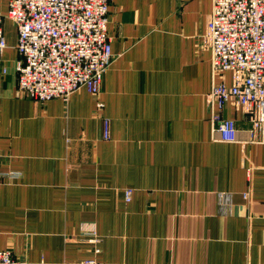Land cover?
<instances>
[{
    "label": "crops",
    "instance_id": "1",
    "mask_svg": "<svg viewBox=\"0 0 264 264\" xmlns=\"http://www.w3.org/2000/svg\"><path fill=\"white\" fill-rule=\"evenodd\" d=\"M211 11L212 0H111L99 97L80 87L43 102L19 91L17 30L4 26L0 249L29 264H264V143L247 141L250 119L230 103L223 115L246 142L214 130L207 95L232 72L213 75Z\"/></svg>",
    "mask_w": 264,
    "mask_h": 264
},
{
    "label": "built area",
    "instance_id": "2",
    "mask_svg": "<svg viewBox=\"0 0 264 264\" xmlns=\"http://www.w3.org/2000/svg\"><path fill=\"white\" fill-rule=\"evenodd\" d=\"M111 0H9L7 16L17 30L18 89L35 101L67 98L85 87L99 97L112 59L108 31ZM0 7V65L8 46ZM202 41L211 50L213 75L232 72V83L213 82L207 95L210 120L218 139L237 142V123L223 115L228 103L242 107L251 126L249 139L264 143V0H212ZM3 71L7 68L3 66ZM103 136L111 137L104 118ZM19 176V172L6 173ZM3 174H0V176ZM132 188L126 189L131 200ZM0 264H29L0 249ZM80 264H103L86 258Z\"/></svg>",
    "mask_w": 264,
    "mask_h": 264
},
{
    "label": "rangeland",
    "instance_id": "3",
    "mask_svg": "<svg viewBox=\"0 0 264 264\" xmlns=\"http://www.w3.org/2000/svg\"><path fill=\"white\" fill-rule=\"evenodd\" d=\"M2 12L4 14V26L9 27L11 30H14L15 25L12 22L10 18H8L7 13H8V4L5 5V7L2 9Z\"/></svg>",
    "mask_w": 264,
    "mask_h": 264
},
{
    "label": "trees",
    "instance_id": "4",
    "mask_svg": "<svg viewBox=\"0 0 264 264\" xmlns=\"http://www.w3.org/2000/svg\"><path fill=\"white\" fill-rule=\"evenodd\" d=\"M3 24H4V22H3Z\"/></svg>",
    "mask_w": 264,
    "mask_h": 264
}]
</instances>
